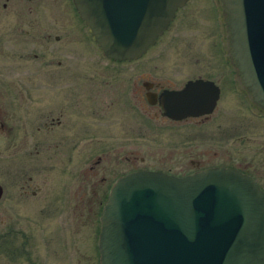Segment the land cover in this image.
<instances>
[{
	"label": "flooded vegetation",
	"instance_id": "af4514ba",
	"mask_svg": "<svg viewBox=\"0 0 264 264\" xmlns=\"http://www.w3.org/2000/svg\"><path fill=\"white\" fill-rule=\"evenodd\" d=\"M196 6L208 7L205 10L213 13L212 18L207 17L210 21L212 19L217 34L216 46L220 55V62L217 64L230 68L224 78L230 75L231 88L243 102L244 106L241 107L246 108L254 119L264 121V106L245 87L234 62L227 14L222 1H186L142 56L120 61L108 57L101 49L91 28L81 17L75 0H0V160L12 162L13 165L19 149L28 148L32 160L37 158L41 175L48 176L54 172L55 175H62L64 180L67 177L66 166L82 165L80 161L84 160V167L79 169L76 178L74 174L70 175L69 181L76 179L74 196L70 190V199L75 212L88 214L97 211V196L103 191L99 206L101 215L115 181L139 169L187 175L207 167H231L254 177L264 190L259 177L250 170L253 166L249 148L240 147V153L234 162L226 153H218L209 148L204 160L211 162V159H218L222 162L220 165H207L203 160L190 161L191 169H196L178 174L183 170L173 173L140 167V162L146 158L139 156V146L131 148L130 143H124L125 139H131V135L120 139L112 134L115 126L122 130L124 125L132 122V117H137L139 123L149 122L155 132L161 133L169 129H185L190 131L181 133L189 135L195 126L211 130L213 125L217 126L216 123L224 118V99L228 106L231 102H238L233 96H227V87L222 83L221 75L216 77L202 73L176 84L165 78H153L154 73L147 69L174 45L179 38L178 33L182 34L187 29L189 12ZM75 27L86 32L89 39L87 45L106 68L115 69V74L134 71L133 82L129 83L128 79L129 87L127 85L125 93L122 92V97L118 93L108 94V79L86 83L77 78L72 83H67L68 74H96L87 72L89 66L82 62L81 67L76 66L79 63L72 59V55L78 53L74 51L79 49H71L69 41L79 31H74ZM67 57L74 67H69V71L66 70ZM41 90L43 94H36ZM153 107L155 109L152 112ZM22 128L26 135L20 141L19 131ZM146 131L147 126L144 124L139 128L137 138L144 140ZM234 140L238 144L243 141L253 143L256 138L240 134ZM115 141L121 144L115 146ZM86 149L95 152L83 157L81 152ZM262 150L264 138L261 135L260 146L254 150L255 155L261 157V165L264 164ZM121 163L128 169L133 168L114 175L103 190L108 178L114 173L115 164ZM6 169L12 170L9 163ZM31 169L32 173L25 181H29L28 185L32 189L20 192L27 199L35 197L42 189L33 183L37 177L34 176V165ZM12 173L10 177L13 176ZM2 188L4 191L3 186ZM65 188L66 185L63 189ZM68 198L66 196L65 199ZM31 200L28 203L32 207Z\"/></svg>",
	"mask_w": 264,
	"mask_h": 264
},
{
	"label": "water",
	"instance_id": "95a60500",
	"mask_svg": "<svg viewBox=\"0 0 264 264\" xmlns=\"http://www.w3.org/2000/svg\"><path fill=\"white\" fill-rule=\"evenodd\" d=\"M187 0H76L106 54L140 56ZM235 63L264 105V0H223ZM2 187H0V197ZM102 264H264V192L230 168L121 178L102 215Z\"/></svg>",
	"mask_w": 264,
	"mask_h": 264
},
{
	"label": "rangeland",
	"instance_id": "374dc122",
	"mask_svg": "<svg viewBox=\"0 0 264 264\" xmlns=\"http://www.w3.org/2000/svg\"><path fill=\"white\" fill-rule=\"evenodd\" d=\"M207 8L196 6L190 10L186 20L187 29L183 30L182 34L178 33L177 37L179 36V38L174 45L161 57L154 60L147 69L154 73L153 78H165L176 84H181L202 73L212 74L216 77L221 75L222 83L227 87V96H233L238 102H231L228 106L224 99V118L216 123L217 126L213 125L211 130H203V128L195 126L189 135L181 133L187 131L185 129H169L161 133L155 132L150 123L145 122L148 131H146L144 140H139L137 138L138 130L144 124L139 123L137 117V120L132 117V122L129 125H124L122 130L116 129L119 127L115 126V131L113 130L112 134L120 139L131 135L130 141L125 139L124 143H130L131 148L139 146L137 149L139 156L146 158L145 162H140V167L167 170L173 173L183 170L178 174L196 169H191L190 161L203 160L208 163L207 165H220L222 162L218 159H211V162L204 160V157L207 156L206 150L209 148H213L218 153H226L233 162L240 153V147L249 148L253 166L250 170L255 172L254 174L264 185V172L262 174L264 164L261 165V157L256 156L254 152L256 147L260 146V136L262 135L264 138V121L260 122L254 119L246 108L241 107L243 102L231 88L230 75L224 78L230 68L217 64L220 62L216 46L217 34L212 19L210 21L207 17L211 16L210 18H212L213 13L205 10ZM76 30H79L77 35L69 39L71 49L79 48L78 51H74L78 53L72 55V59H76L75 61L79 63L76 66L81 67L80 62H82L89 66L87 72L96 74H85V76L78 72L77 74H68L67 83L70 84L77 78L85 80L86 83H98L108 79L110 80L108 94L116 95L118 93L122 97L127 85L129 87V83L133 82L134 71L129 74L126 72L115 74L117 72L115 69L106 68L87 45L89 39L86 32L75 27L74 31ZM66 66L68 71L71 69L69 67L74 68L70 58H68ZM128 79H130L129 83ZM38 93L43 94V91H37L36 94ZM120 97L119 99L122 101L123 99ZM154 109L155 107L152 108V112ZM25 133L23 128L19 131L20 141L25 139ZM240 134H246L253 139L255 137L256 141L253 143L243 141L238 144L234 138ZM122 136L124 137L122 138ZM118 144L121 143L114 142L115 146ZM94 152L95 150L86 149L81 153L83 157H86ZM261 153L264 156V150ZM36 159L32 160L27 148V150L19 149L18 157L13 165L12 162L0 160V185L4 187L3 195L0 198V264H100L97 235L101 228L99 206L103 191L98 193V209L95 213L75 212L71 205L70 190L74 196L76 174L79 169L84 167V160L80 161L82 165H67L65 168L67 177L64 180L62 175H55L54 172H51L50 176L41 175ZM8 163L12 167L11 171L6 169ZM33 165L36 174L34 176H37L33 183L41 186L42 189L35 197L27 199L20 192L30 188L29 181H25V179L27 180V176L32 173ZM131 169H128L123 163L115 164L114 173L108 178L103 190L106 189L114 175ZM10 173H12V177H10ZM71 173L75 178L73 177L74 179L69 181ZM64 185H66L65 190L63 189ZM66 196L69 198L65 199ZM30 199H32V207L28 203Z\"/></svg>",
	"mask_w": 264,
	"mask_h": 264
}]
</instances>
